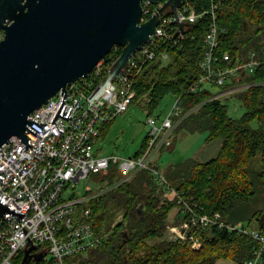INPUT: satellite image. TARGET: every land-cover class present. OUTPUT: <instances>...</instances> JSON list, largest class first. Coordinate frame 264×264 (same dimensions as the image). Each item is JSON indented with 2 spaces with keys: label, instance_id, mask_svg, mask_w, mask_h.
I'll list each match as a JSON object with an SVG mask.
<instances>
[{
  "label": "trees",
  "instance_id": "obj_1",
  "mask_svg": "<svg viewBox=\"0 0 264 264\" xmlns=\"http://www.w3.org/2000/svg\"><path fill=\"white\" fill-rule=\"evenodd\" d=\"M188 1L199 13L209 9L212 2ZM213 1L221 2L217 24L226 30L220 36V53L247 58L254 52L263 60L264 0ZM209 21L204 15L197 23L187 25L186 35L178 45L161 50L168 56L167 65H162L158 54L140 69L134 81V101L142 102L150 116L165 96L181 98L185 118L175 133L183 129L190 133L208 132L207 141L221 139V147L217 156L206 162L188 159L167 167L163 171L166 183L194 203L199 215L219 213L224 223L232 225L254 223V228L264 234V212L250 206L257 191L264 190V70L259 68L253 75L220 87L223 92L232 86L254 84L228 95L216 96L205 88L187 93L201 75L199 59L205 50L203 38ZM120 54L121 48H117L108 55L106 70ZM229 97L237 99L244 108L239 119H231L227 105L221 101ZM145 141L135 156L141 153ZM257 159L259 167L253 169ZM156 163L152 166L158 170ZM103 174L107 189L89 194V200L78 210L80 213L83 206L91 210L89 221L96 234L104 237L103 244L67 258L65 264H216L222 259L244 264L261 247L249 236L215 227L198 230V250L192 249L189 241H169L168 227L180 224L186 217L174 197L167 199L163 187L149 171H139L123 183H119L121 177L115 166ZM174 208L177 212L172 218ZM43 254L28 264H57L47 253ZM22 258L20 252L15 264H20Z\"/></svg>",
  "mask_w": 264,
  "mask_h": 264
},
{
  "label": "built area",
  "instance_id": "obj_2",
  "mask_svg": "<svg viewBox=\"0 0 264 264\" xmlns=\"http://www.w3.org/2000/svg\"><path fill=\"white\" fill-rule=\"evenodd\" d=\"M166 1L160 0L154 6L142 0L139 23L148 21ZM220 4L212 0L210 8L199 13L186 0L175 15H161L149 42L134 54L124 73L114 78L100 95L96 93L109 70L102 62L86 78L68 84L64 91L60 90L47 104L29 114L26 141L13 136L0 147V205L6 208L0 217V264H15L17 255L30 245L38 246L34 252L47 253L57 264H65L69 257L100 247L104 237L96 234L89 221L91 210L83 206L78 213L79 207L91 196L61 201V195L69 184L75 185L113 166L121 177L119 183L139 171H149L165 194L176 199L180 213L186 218L168 227L169 241H189L191 248L198 250L201 247L196 238L199 229L226 228L240 236H249L261 245L244 263L261 264L264 234L245 223L226 224L219 213L199 215L196 205L171 188L163 174L152 166L153 156L172 144L173 134L185 118L179 96H175L163 119L148 116L146 122L151 129L138 156L122 159L94 153L101 128L134 101V81L140 69L158 54L162 62L168 60L161 50L178 45L186 35L187 25L197 23L204 15L210 21L203 38L205 50L199 59L201 75L187 93H195L204 85L224 87L232 80L253 75L259 68L264 70V59H259L254 52L247 58L220 53V36L226 33L217 24ZM252 85L232 86L221 95Z\"/></svg>",
  "mask_w": 264,
  "mask_h": 264
},
{
  "label": "water",
  "instance_id": "obj_3",
  "mask_svg": "<svg viewBox=\"0 0 264 264\" xmlns=\"http://www.w3.org/2000/svg\"><path fill=\"white\" fill-rule=\"evenodd\" d=\"M185 1L167 0L139 23L142 0H0V147L13 136L26 141L31 112L100 62L107 65L112 49L121 48L100 95L149 42L160 16L175 15ZM5 212L0 205V217ZM37 248L25 249L20 264L42 258Z\"/></svg>",
  "mask_w": 264,
  "mask_h": 264
},
{
  "label": "rangeland",
  "instance_id": "obj_4",
  "mask_svg": "<svg viewBox=\"0 0 264 264\" xmlns=\"http://www.w3.org/2000/svg\"><path fill=\"white\" fill-rule=\"evenodd\" d=\"M3 38V32L0 31V40ZM168 60H164L162 65H167ZM104 68H106L104 66ZM79 85V83H76ZM205 89L210 90L213 94L220 95L222 90L219 87H211L210 85H204ZM239 90V89H238ZM237 90L231 91V93ZM228 95V94H227ZM175 100V96L169 94L165 96L154 108L151 117L163 119L170 111L171 106ZM221 101L227 105L228 116L231 119H239L244 114V108L240 102L235 98L225 100L221 98ZM148 113L140 101H133L128 109L119 114L111 122L107 123L105 127L101 128L100 137L94 144V153L98 156H117L119 158H132L135 154L141 150V146L150 132V126L146 120ZM208 132H196L190 133L187 130H179L174 132L170 149H162L156 155L153 156L152 161H156L158 171L163 174V171L171 165L184 162L188 159H194L198 162H206L217 156L220 147L221 139H213L207 141ZM167 147V148H169ZM258 159L252 164V168L258 169ZM105 174H91L88 179L81 180L77 184H69L61 195V201H67L75 198L88 197L89 194L95 192H102L107 189V180H103ZM89 189V190H88ZM167 196V199H170ZM252 210H258L264 212V190H258L257 196L250 204ZM177 209L174 208L170 217H175ZM255 224L251 223L253 229ZM166 236L169 237V234ZM216 264H234L228 260H219Z\"/></svg>",
  "mask_w": 264,
  "mask_h": 264
},
{
  "label": "bare ground",
  "instance_id": "obj_5",
  "mask_svg": "<svg viewBox=\"0 0 264 264\" xmlns=\"http://www.w3.org/2000/svg\"><path fill=\"white\" fill-rule=\"evenodd\" d=\"M199 91H200V90H199ZM196 92H198V91H196ZM196 92H195V93H196Z\"/></svg>",
  "mask_w": 264,
  "mask_h": 264
}]
</instances>
